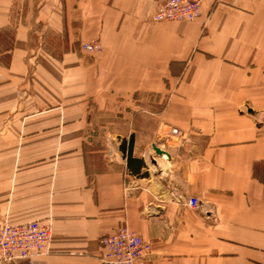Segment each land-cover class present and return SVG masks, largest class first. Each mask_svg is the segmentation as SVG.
<instances>
[{"label":"crops","instance_id":"obj_1","mask_svg":"<svg viewBox=\"0 0 264 264\" xmlns=\"http://www.w3.org/2000/svg\"><path fill=\"white\" fill-rule=\"evenodd\" d=\"M16 1L0 0V225L52 223L36 264H102L120 226L158 264H264V0H203L199 18L162 22L165 0H42L25 24ZM36 21L102 49L27 60ZM149 94L158 124L141 106L137 125L129 107ZM120 107L127 126H99L116 133L89 149V114Z\"/></svg>","mask_w":264,"mask_h":264},{"label":"built area","instance_id":"obj_2","mask_svg":"<svg viewBox=\"0 0 264 264\" xmlns=\"http://www.w3.org/2000/svg\"><path fill=\"white\" fill-rule=\"evenodd\" d=\"M203 0H165L156 9L153 20L162 21H193L202 15ZM101 43L84 44L91 51L101 50ZM171 134L180 135L177 128L171 129ZM186 203L199 207L196 197H189ZM34 235V237H33ZM31 238L32 244H26ZM37 236V238H36ZM52 238V223L33 220L20 224L4 223L0 225V264L27 260L36 264L39 255H44ZM100 258L102 264H158L151 258L152 245L136 231L126 226L101 237Z\"/></svg>","mask_w":264,"mask_h":264},{"label":"rangeland","instance_id":"obj_3","mask_svg":"<svg viewBox=\"0 0 264 264\" xmlns=\"http://www.w3.org/2000/svg\"><path fill=\"white\" fill-rule=\"evenodd\" d=\"M40 1L42 0H38L37 3L35 2V0H17L14 8L16 21H20V22L22 21L23 24L28 23V18L33 13L37 12L38 10L37 7L41 4ZM33 27H34L33 32L30 38V46L27 52H25L24 54V58H26L27 60H32L37 58H49V57L52 58L55 57L59 59L65 56L69 52L77 53L78 55L81 56H87L95 52H98V51H91L85 49L84 44L87 43L92 44L93 41H99V40L84 42L82 44H79L78 42L69 44L64 34L53 33V31L50 28L46 29L42 21H36ZM8 42L11 43V41H7V43L4 46L6 48L5 51H3V47L0 46V61L3 64H7L11 57V51L9 50L11 44ZM27 86H29L28 82L25 83V87ZM132 101L133 102L131 103L129 108L134 110L135 112L133 119L137 123V125H140L142 122L140 107L143 106L145 108L149 107V110L147 109L149 113L148 112L146 113L148 118V126H157L158 118L155 114H152L151 111H153L154 113L155 111L154 106L162 103L161 98H157L156 96L149 94V95H142L139 98H135V100ZM119 110L120 111L122 110L121 107L119 108ZM104 112L107 111L104 109H98V110L96 109L92 111V113L89 114L88 116V122H87L88 130L86 134V140L88 141L87 147L91 150L95 148V142H93L94 139L103 138L105 135L107 136L108 133H112V134L116 133V130L109 131L108 129H103V127H102V131H100L101 127L99 126H122V127L127 126V122L128 120H131V116H132V114H130L128 117L126 116L125 114L126 110L124 107H123V111H121V114L117 116V120H115L116 117L110 115L109 113H104ZM158 126H160V123ZM161 126H170V125L162 124ZM117 128L118 127H113V129H117ZM162 150L165 152L164 149ZM27 238L30 239V241L26 242V244L31 245L32 244L31 238H29L28 236ZM28 263L30 264L29 261Z\"/></svg>","mask_w":264,"mask_h":264},{"label":"water","instance_id":"obj_4","mask_svg":"<svg viewBox=\"0 0 264 264\" xmlns=\"http://www.w3.org/2000/svg\"><path fill=\"white\" fill-rule=\"evenodd\" d=\"M154 149H155V151H156L157 154H160L161 155V154L164 153V151L160 147H158L156 145H154Z\"/></svg>","mask_w":264,"mask_h":264},{"label":"bare ground","instance_id":"obj_5","mask_svg":"<svg viewBox=\"0 0 264 264\" xmlns=\"http://www.w3.org/2000/svg\"><path fill=\"white\" fill-rule=\"evenodd\" d=\"M174 21H178V20H174ZM4 224V223H3ZM101 263H102V261H101Z\"/></svg>","mask_w":264,"mask_h":264}]
</instances>
